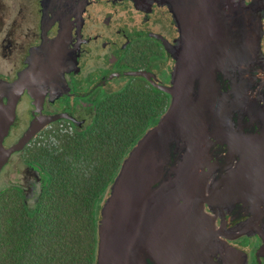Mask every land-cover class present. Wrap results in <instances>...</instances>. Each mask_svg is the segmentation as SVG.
<instances>
[{
    "label": "flooded vegetation",
    "instance_id": "flooded-vegetation-1",
    "mask_svg": "<svg viewBox=\"0 0 264 264\" xmlns=\"http://www.w3.org/2000/svg\"><path fill=\"white\" fill-rule=\"evenodd\" d=\"M207 1L210 36L228 33L237 47L235 21L248 15L257 30L247 42L248 86L238 70L230 78L217 74L237 150L226 142L210 149L220 174L205 185L196 241L202 264H264V0ZM178 41L163 0H0V107L13 110L0 144L10 152L2 183L32 204L44 181L34 158L39 141L57 131L94 133L119 101L147 98L146 116L160 120L171 100ZM41 119L48 123L21 145Z\"/></svg>",
    "mask_w": 264,
    "mask_h": 264
},
{
    "label": "water",
    "instance_id": "water-1",
    "mask_svg": "<svg viewBox=\"0 0 264 264\" xmlns=\"http://www.w3.org/2000/svg\"><path fill=\"white\" fill-rule=\"evenodd\" d=\"M163 1L179 31L170 104L123 160L100 208L95 264H202L198 217L203 215L205 185L221 167L210 149L226 142L237 150L230 108L216 78L218 73L230 78L238 70L242 87L248 86L252 58L247 42L254 37L256 21L250 15L235 21L241 28L236 47L228 33L219 38L208 33L207 0ZM12 119V108L0 107V144ZM39 122L31 125L21 145L48 120ZM9 154L0 149V169Z\"/></svg>",
    "mask_w": 264,
    "mask_h": 264
},
{
    "label": "trees",
    "instance_id": "trees-1",
    "mask_svg": "<svg viewBox=\"0 0 264 264\" xmlns=\"http://www.w3.org/2000/svg\"><path fill=\"white\" fill-rule=\"evenodd\" d=\"M147 101H119L94 133L39 141L40 195L25 205L11 188L0 190V264H95L100 208L123 160L159 120L146 116Z\"/></svg>",
    "mask_w": 264,
    "mask_h": 264
},
{
    "label": "rangeland",
    "instance_id": "rangeland-1",
    "mask_svg": "<svg viewBox=\"0 0 264 264\" xmlns=\"http://www.w3.org/2000/svg\"><path fill=\"white\" fill-rule=\"evenodd\" d=\"M7 185H8L7 182L6 183L5 182L2 183V181L0 180V189L7 187Z\"/></svg>",
    "mask_w": 264,
    "mask_h": 264
}]
</instances>
